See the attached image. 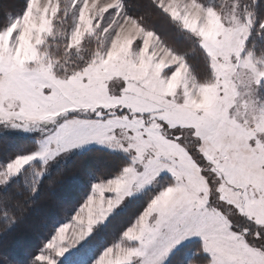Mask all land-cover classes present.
Instances as JSON below:
<instances>
[{
  "label": "snow or ice",
  "instance_id": "6c2138e0",
  "mask_svg": "<svg viewBox=\"0 0 264 264\" xmlns=\"http://www.w3.org/2000/svg\"><path fill=\"white\" fill-rule=\"evenodd\" d=\"M0 264H264V0H0Z\"/></svg>",
  "mask_w": 264,
  "mask_h": 264
},
{
  "label": "trees",
  "instance_id": "16d2710c",
  "mask_svg": "<svg viewBox=\"0 0 264 264\" xmlns=\"http://www.w3.org/2000/svg\"><path fill=\"white\" fill-rule=\"evenodd\" d=\"M103 160H104L103 156H98V157L93 158V161L91 159H89V160H85L84 163L85 164H90L93 162L94 163H102ZM36 212H37V215L42 219L47 218L51 215V209L48 207L46 202L39 204L37 209H36ZM18 239L25 240V241L31 240V233H29V232L20 233L18 235Z\"/></svg>",
  "mask_w": 264,
  "mask_h": 264
}]
</instances>
